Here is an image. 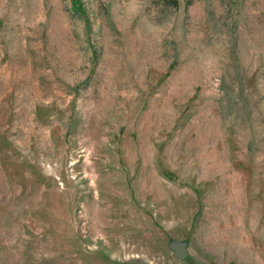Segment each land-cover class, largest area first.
Instances as JSON below:
<instances>
[{"label": "rangeland", "instance_id": "1", "mask_svg": "<svg viewBox=\"0 0 264 264\" xmlns=\"http://www.w3.org/2000/svg\"><path fill=\"white\" fill-rule=\"evenodd\" d=\"M0 264H264V0H0Z\"/></svg>", "mask_w": 264, "mask_h": 264}, {"label": "water", "instance_id": "2", "mask_svg": "<svg viewBox=\"0 0 264 264\" xmlns=\"http://www.w3.org/2000/svg\"><path fill=\"white\" fill-rule=\"evenodd\" d=\"M170 248L180 260L185 261L188 258V245L186 242H172Z\"/></svg>", "mask_w": 264, "mask_h": 264}]
</instances>
